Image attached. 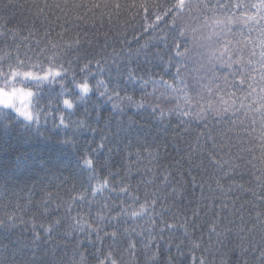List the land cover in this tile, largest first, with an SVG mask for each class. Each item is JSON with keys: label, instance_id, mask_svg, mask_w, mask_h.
I'll return each mask as SVG.
<instances>
[{"label": "snow or ice", "instance_id": "snow-or-ice-1", "mask_svg": "<svg viewBox=\"0 0 264 264\" xmlns=\"http://www.w3.org/2000/svg\"><path fill=\"white\" fill-rule=\"evenodd\" d=\"M25 7L28 16L14 25L10 18L0 17V76L4 83L0 106L14 107L33 120L26 105L35 93L17 87V81L51 79L61 86L66 81L73 85L55 99L61 125L78 101L93 94L121 117L134 109L149 112L162 124L175 119L174 132L195 135V143L186 141L189 163L198 161L193 167L210 172L209 179L225 196L222 180L237 174L248 176L251 187L247 192L255 202L248 201L247 209L240 205L233 213L235 219H229L215 211L217 202L213 201V219L203 225L197 224L199 212L193 211L190 218L183 208L166 218L172 212L166 206L169 197L160 195L155 176L143 178L153 172L148 164L156 162L159 145L153 147L145 141L144 147L129 152L123 174L107 167L101 171L94 158L85 155L86 179L79 188L73 184L66 190L67 199L57 202L56 211L62 205L63 215L38 223L36 215L25 221L17 211L4 208L0 228L11 230L17 222L31 223L33 233L30 240H18L11 250L4 246L0 264H127L126 256L138 264V255L143 264H174L172 255L162 261L160 241L170 249L171 234L181 230L189 251L200 252L193 257L195 264H264V0H60L55 4L44 0ZM57 12L55 21L50 19ZM129 14L141 18L145 37H151L135 53H118L115 48L108 53L107 43L98 48L96 37L81 29L89 20L111 25ZM165 21L167 33L153 37L159 23ZM17 99L25 106L16 107ZM75 124L86 127L87 119H77ZM193 125L199 131L192 133ZM105 140L106 135L98 148H105ZM141 164L143 172L139 171ZM134 168L142 179L133 188L128 181ZM169 175L160 177L165 191L170 188L172 197L179 194L182 198L183 193L169 184ZM233 187L229 184L228 192ZM105 192L108 198L97 201ZM51 195L40 216H52ZM93 207L95 215L89 222L85 214L91 216ZM226 210L224 204L221 211ZM137 221L144 224L137 225ZM65 222L66 237L83 233L95 250L86 255L80 251V242L72 245L71 256L67 251L57 256L55 248L41 253L42 236L36 229H42L50 241ZM165 232L170 233L167 238ZM106 239L112 243L105 246ZM183 246V242L176 245L178 252Z\"/></svg>", "mask_w": 264, "mask_h": 264}, {"label": "trees", "instance_id": "trees-1", "mask_svg": "<svg viewBox=\"0 0 264 264\" xmlns=\"http://www.w3.org/2000/svg\"><path fill=\"white\" fill-rule=\"evenodd\" d=\"M34 2L43 4L44 0H0V17L10 18L14 25L28 16L25 6H31ZM47 2L55 4L60 0H47ZM159 2L163 3L164 0H159ZM9 4L13 6L6 7ZM56 15L59 13L51 16L50 19L55 21ZM60 22L63 23V20ZM166 24V21L160 22L152 36L155 37L158 33L163 37L167 33ZM81 29L87 31L89 37H96L94 44L98 48L107 43L108 53H111L112 48H115L118 53L122 50L125 53L128 51L135 53L145 44L146 38H151L145 37L141 28V18L133 19L131 14L111 25L107 22L102 25L99 21L89 20L87 24L81 25ZM55 31H60V29L55 28ZM105 34H107V41H105ZM42 36L43 32L37 38ZM4 69L7 71V65ZM152 70L159 71L158 68ZM35 71L38 72V69ZM16 86L25 87V90L35 93L31 102L29 98L33 120L21 116L14 107L0 106V215L3 214L5 207L9 211H17V215L25 221H29L33 215H36L38 223H47L55 216L63 215L62 205L59 211H56L57 202L61 198L67 199L66 190H70L73 184L79 188L80 181L86 179L87 167L82 159L85 155L92 156L97 165L102 168L101 171H106L103 168L107 167L123 174L128 162L127 154L144 147L145 141L153 147L159 145L156 162L148 164L153 172L143 178L150 180L155 176L157 178L155 187L160 189V195L169 197L166 206L171 208L172 212L168 213L166 218H170L183 208L187 209L190 218L193 211L199 212L197 224L203 225L206 221L213 219V201H216L215 211L220 212L221 216L227 215L229 219H235L233 213L240 208V205H245L247 209L248 201L253 200L247 192V188L251 187L247 183L248 176L237 174L232 179L222 180L221 184L227 192L225 196L217 190L214 180L209 179L210 172L206 173L203 167L197 171L193 165L198 161L189 163L186 141L195 143V135H185L182 130L174 132L177 123L175 119L170 124L167 122L162 124L153 119L149 112H137L134 109H129L121 117L112 111L110 104L93 94L85 101H78L73 113L66 119L65 125H61L55 99L64 95L66 90L72 89L73 85L66 81L65 86H61L51 79H21L17 81ZM0 87H4L2 76H0ZM49 100H52V103L49 104ZM37 101H39L38 104ZM77 119H87V126L77 127L75 124ZM69 120L72 121L71 124L68 123ZM190 131L195 133L199 130L193 125ZM105 135L107 136L105 148L100 149L98 144L101 137ZM144 163H147V159ZM143 168L144 164H141L139 171L143 172ZM168 173H170L169 184L176 187L178 193H183L182 198L179 194L172 197L170 188L165 191L160 177ZM141 179L137 169L134 168L128 182L134 188ZM176 181H179V184H176ZM201 183L204 184L203 189L200 187ZM229 184L235 185L230 192H228ZM241 184L245 186L244 189L239 187ZM152 187L149 185L148 189L151 191ZM49 194H52V202L49 205L52 216H40L44 203L49 199ZM106 198H108L107 192L96 199L103 201ZM224 204L227 205V210L221 211ZM17 206H19L18 210ZM95 211L96 208L93 207L91 216L85 214L89 222L94 217ZM75 214L74 211L72 215ZM136 224L143 225L144 221H137ZM66 229L67 222L52 234V239L49 241L43 230L37 228L36 231H39L42 236L40 252L55 248L57 256L65 251L71 256L72 245L80 242H82L80 251L86 255L95 250L85 234L76 232L66 237ZM32 233L31 223L17 222L16 227L11 230L0 228V254L3 253L4 246L11 250L17 246L18 240H30ZM169 235L168 232L164 233L165 238ZM171 235L173 242L170 249L164 241H160L161 251L164 253L161 257L162 261L168 255H172L175 257L174 264H195L193 257H199L200 252L191 253L189 251L182 230ZM132 239L138 240L139 237L133 236ZM256 239L258 240L259 236ZM93 240H95L94 236ZM181 242L185 246L178 252L176 245ZM96 243L99 246V242ZM103 243L107 246L112 241L106 239ZM139 247L138 245V250ZM181 252L183 255L180 254ZM135 259L138 264H143L142 256L138 255ZM125 260L127 264H132L129 257L126 256Z\"/></svg>", "mask_w": 264, "mask_h": 264}, {"label": "rangeland", "instance_id": "rangeland-1", "mask_svg": "<svg viewBox=\"0 0 264 264\" xmlns=\"http://www.w3.org/2000/svg\"><path fill=\"white\" fill-rule=\"evenodd\" d=\"M31 101H32V97L30 98V102H31ZM30 102H29V100H28V103H27V105H26L29 111H30ZM16 104H17L18 107L25 106V105H22V104H21V101H20L19 99H17V103H16Z\"/></svg>", "mask_w": 264, "mask_h": 264}]
</instances>
